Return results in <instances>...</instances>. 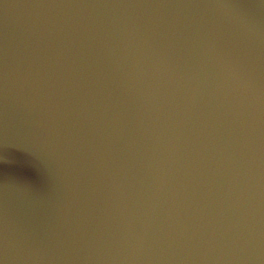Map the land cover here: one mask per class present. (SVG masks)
Returning <instances> with one entry per match:
<instances>
[{"label": "water", "instance_id": "obj_1", "mask_svg": "<svg viewBox=\"0 0 264 264\" xmlns=\"http://www.w3.org/2000/svg\"><path fill=\"white\" fill-rule=\"evenodd\" d=\"M0 264H264V0H0Z\"/></svg>", "mask_w": 264, "mask_h": 264}]
</instances>
